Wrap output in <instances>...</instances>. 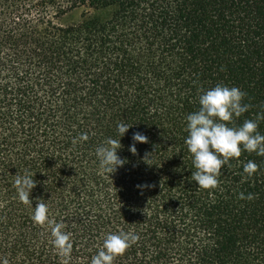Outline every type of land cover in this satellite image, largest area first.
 <instances>
[{"label":"trees","instance_id":"obj_1","mask_svg":"<svg viewBox=\"0 0 264 264\" xmlns=\"http://www.w3.org/2000/svg\"><path fill=\"white\" fill-rule=\"evenodd\" d=\"M217 85L249 105L230 127L264 113V0H0V261L90 264L106 234L131 231L113 264H264V156L242 150L215 189L190 180L185 118ZM108 138L126 160L111 174L95 154Z\"/></svg>","mask_w":264,"mask_h":264},{"label":"clouds","instance_id":"obj_2","mask_svg":"<svg viewBox=\"0 0 264 264\" xmlns=\"http://www.w3.org/2000/svg\"><path fill=\"white\" fill-rule=\"evenodd\" d=\"M245 93L238 87L217 85L203 91L198 98L199 109L186 116L185 144L192 157V174L190 180L195 182L198 189H215L218 186V177L224 166L229 165L230 160L239 158L241 151L256 153L264 156V135L258 129V122L264 120V113H257L255 119H246L238 127H230L234 118H239L248 111L249 105L242 103ZM130 125L118 124L119 137L124 136ZM86 140V135L80 136ZM119 141L108 138L105 143L96 148V157L100 168L110 174L118 167L123 166L126 160L118 155L121 148ZM133 141L146 142L147 137L139 132L133 133ZM129 151L136 153L135 144L129 146ZM257 171V165L249 160L243 164V173L247 177L253 176ZM18 198L22 203H29L31 190L35 187L32 176L24 175L15 180ZM240 198L244 199L243 193ZM247 199H252L249 194ZM33 203V202H32ZM33 222L43 226L48 221V209L45 203L37 202L31 216ZM62 225L52 227L53 246L58 250V255L67 258L72 250L70 236L63 232ZM139 237L129 231L109 233L103 239L102 246L91 257L90 264H113L114 259L123 254L128 247L136 243ZM0 264H7L0 261Z\"/></svg>","mask_w":264,"mask_h":264}]
</instances>
